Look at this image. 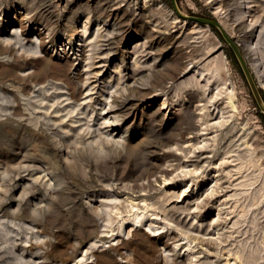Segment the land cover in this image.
Here are the masks:
<instances>
[{"label": "rangeland", "instance_id": "rangeland-1", "mask_svg": "<svg viewBox=\"0 0 264 264\" xmlns=\"http://www.w3.org/2000/svg\"><path fill=\"white\" fill-rule=\"evenodd\" d=\"M177 5L219 22L264 102V0ZM79 42L105 53L115 128L90 106ZM225 45L170 0H0V264H264V121ZM54 73L77 107L24 114ZM82 134L121 144L98 152Z\"/></svg>", "mask_w": 264, "mask_h": 264}, {"label": "bare ground", "instance_id": "bare-ground-1", "mask_svg": "<svg viewBox=\"0 0 264 264\" xmlns=\"http://www.w3.org/2000/svg\"><path fill=\"white\" fill-rule=\"evenodd\" d=\"M87 22H88V20H87ZM82 34H85V31H83ZM10 42H11V38L4 40L2 43L11 44ZM15 45L10 47V50H13L15 48L14 47ZM76 45L78 46L77 47L78 56L82 57V59L86 58V63L84 65H85V67L88 68V71L86 72V74L87 75L89 74V76L86 77L87 79L84 82L85 83L87 82L88 85L93 84L91 86V88L89 87L90 89H88V90H90V91L87 92V96L91 95L93 93L98 94L97 98H95V99L93 97L90 98L91 100L93 99V102L90 103V106H92V110H94L96 112V116H98V120H101L99 124H102L103 127H105V128H115L116 126H119L118 117H116V116H109L108 117L107 115L117 109L116 105L112 101V103L107 104L108 106H103L105 101H104L102 96L105 94L104 88H107L108 85H111L113 87L112 89H115L113 91L114 92L113 97L115 98L114 94L117 93V89L119 88L118 84L120 83V81L118 80L116 82L117 83L116 87H118V88H115V86L112 85V83H111L112 81L109 80L107 82V80H101L102 75H103V69L105 68L107 60H106V57L104 55L105 53L102 54L101 51L97 50V48L95 46L96 44L94 46H92L91 48L88 47V49H87L88 54H86V53L84 54L85 48L82 46L81 42H79ZM17 50L20 51L21 48L18 47ZM52 68H54V67H52ZM54 74L56 75V76H54L56 78L49 80L46 83V85L43 84L42 86H39V88L36 90L35 96L39 97L40 103L37 104V102L33 101L32 98L24 99L25 100L24 101L25 102V105H24L25 110L28 111L24 114L36 115L40 111H33L32 109H38V110L39 109H47L48 105L46 103H44V101L45 100L48 101L50 98H53V97H63L65 100H68L69 102L62 103V101H61V102L56 103L52 112L63 111L65 108H67L69 106L71 108L77 107V104L75 103L77 99L75 98L74 93L70 92V88H68L67 83L62 81L61 78L57 77L58 76L57 73H54ZM47 84H48V87H47ZM100 87H102L101 90L97 91V90H99ZM51 89L53 90V92L52 93L50 92L51 93L50 94L49 91ZM114 98H113V100H114ZM94 104L100 105V108H97V106H95ZM164 107L165 106L163 103L162 108H164ZM78 110H77V114H83V116H82V118H79L77 120L78 121H85L84 123L87 124V127L89 128V124L87 122L88 120L86 119V109L80 108V110L79 111ZM71 116L75 117L74 115H71ZM53 117H56V116H53ZM99 129H100V127L97 128V131ZM93 131L94 130H92V132L87 131L86 134H89V136H90L93 133ZM100 135H102V134H100ZM100 135H96V136H100ZM79 139H80L79 146L81 144L86 143L89 148L96 149L98 152L103 151L105 146L110 145L113 147H119V145L121 144V139L108 138V135H104L103 140H101V141L100 140L98 141L97 139H94V138L90 139V137H84L83 134L79 136ZM76 146H78V145H76ZM37 147H40V145L38 143H33V147H32L33 151H37V150L39 151L40 148L37 149ZM67 147H69V146H67ZM30 160H33V158ZM18 170H19V172H22V173L26 172L25 175L28 177L30 186H32L33 184H36V183H41V184L45 185L46 188L51 187V182L49 181V178H47V173L42 172V170H40V174L35 175L37 172H39V169H38V167H36V165L34 163L32 165L28 164V163L25 165L24 164L19 165ZM4 177H5V175H4ZM7 179H9V177H7ZM22 190H23V192H25V190H27V187H25ZM97 211H98V213H101L100 210H97Z\"/></svg>", "mask_w": 264, "mask_h": 264}, {"label": "water", "instance_id": "water-1", "mask_svg": "<svg viewBox=\"0 0 264 264\" xmlns=\"http://www.w3.org/2000/svg\"><path fill=\"white\" fill-rule=\"evenodd\" d=\"M170 2H171V6H172V9H173L175 15L177 17H179L180 19L190 21V22H194V23H198V24L207 25L209 27L211 26V27H214L218 30L222 39L225 41L227 46L232 50V52H233V54H234V56H235V58L239 64L242 75H243L244 79L246 80V83L248 84V87L251 91V94H252L260 112L264 116V102H263V99H262L260 91H259V86L257 85V83L255 81V78L252 74V71H251L247 61L245 60L241 49L235 43V41L231 38V36L223 29V27L216 20L211 19V18H207V17H200V16L184 14L180 11L176 0H170Z\"/></svg>", "mask_w": 264, "mask_h": 264}, {"label": "trees", "instance_id": "trees-1", "mask_svg": "<svg viewBox=\"0 0 264 264\" xmlns=\"http://www.w3.org/2000/svg\"><path fill=\"white\" fill-rule=\"evenodd\" d=\"M177 1H179V0H177ZM210 28L218 35V37H220V39L223 41V39H222V37L220 36V34H219V32L217 31V29L216 28H214V27H211L210 26ZM225 53H226V55H227V57L232 61V63L234 64V66H235V68L239 71V73L242 75V72H241V69H240V67H239V64H238V62H237V60H236V58H235V56H234V54H233V52H232V50L228 47V46H226L225 45ZM259 91H260V93H262V91L259 89ZM257 114H258V116L264 121V116H263V114L260 112V110L257 108Z\"/></svg>", "mask_w": 264, "mask_h": 264}]
</instances>
